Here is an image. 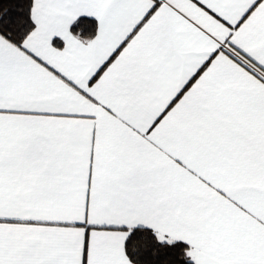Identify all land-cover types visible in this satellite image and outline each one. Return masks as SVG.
I'll list each match as a JSON object with an SVG mask.
<instances>
[{
    "label": "snow or ice",
    "instance_id": "obj_1",
    "mask_svg": "<svg viewBox=\"0 0 264 264\" xmlns=\"http://www.w3.org/2000/svg\"><path fill=\"white\" fill-rule=\"evenodd\" d=\"M0 264H264V0H0Z\"/></svg>",
    "mask_w": 264,
    "mask_h": 264
}]
</instances>
